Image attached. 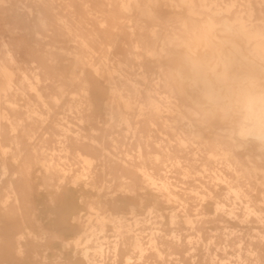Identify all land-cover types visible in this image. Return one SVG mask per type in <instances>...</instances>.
Listing matches in <instances>:
<instances>
[{"label": "bare ground", "instance_id": "obj_1", "mask_svg": "<svg viewBox=\"0 0 264 264\" xmlns=\"http://www.w3.org/2000/svg\"><path fill=\"white\" fill-rule=\"evenodd\" d=\"M221 2L0 0V264H264V0Z\"/></svg>", "mask_w": 264, "mask_h": 264}, {"label": "clouds", "instance_id": "obj_2", "mask_svg": "<svg viewBox=\"0 0 264 264\" xmlns=\"http://www.w3.org/2000/svg\"><path fill=\"white\" fill-rule=\"evenodd\" d=\"M234 115L237 135L244 140L264 144V90L241 95Z\"/></svg>", "mask_w": 264, "mask_h": 264}, {"label": "rangeland", "instance_id": "obj_3", "mask_svg": "<svg viewBox=\"0 0 264 264\" xmlns=\"http://www.w3.org/2000/svg\"><path fill=\"white\" fill-rule=\"evenodd\" d=\"M219 3L221 2V0H217ZM253 1H255V0H253ZM224 2H226V4H231V3H233V2H236L237 3V5L239 4V5H244V3H245V0H224ZM222 3V2H221ZM235 10H237V13L236 14H232L231 15V17L232 18H235V16L236 15H244L245 17H247V12H243V14H241L239 11H241V10H245V8L244 7H242V8H238V9H235ZM246 11V10H245ZM255 16L256 17H262V14H260V12L257 10L256 12H255ZM168 29H171V27H169ZM43 31V30H42ZM41 30H40V32H41V36H40V38H47V34H45L46 32L45 31H43V32H45L44 34H43V32H42ZM208 32H210V34H212V35H216V32L212 29V28H209V31ZM43 34V35H42ZM17 35H19V34H17ZM41 39L43 42H42V45L44 44V48H42V49H49L51 46V44H52V40L50 39V38H47V39ZM46 44V45H45ZM47 44H48V46H47ZM170 49H174V47H171ZM112 50V49H111ZM34 59H39V58H34ZM95 62H99V59H93ZM172 60H174V59H172ZM172 60L171 59H168L167 61H169L168 63H169V65H171V63H172ZM164 61H166V60H164ZM111 66H114V61H113V59H109V61H107ZM129 63V65L131 66V67H134L135 68V64L131 61V62H128ZM167 63V64H168ZM117 66V65H116ZM167 65H165V67H166ZM168 67V66H167ZM137 68V67H136ZM119 71H115V73H114V76H118L119 74ZM57 79V78H56ZM15 80H16V83L18 84L19 82H20V76L18 75V76H16L15 77ZM1 76H0V83H1ZM199 83V85L201 86V84H200V81L198 82ZM43 85H45V87L48 85V86H50V84L48 83V82H45V83H43ZM51 89H49V90H43V92L45 93V96L47 95L48 96V94L50 95L52 92L51 91H53V90H51ZM49 92V93H48ZM46 96V97H47ZM175 98V97H174ZM20 103H22L23 104V101H20ZM42 109V111H47L45 108H44V110H43V108H41ZM56 110H57V112H59V110L57 109V108H55V112H56ZM4 124V123H3ZM39 137L40 138H42V134H40L39 135ZM3 144L4 145H8V141H6V139L3 137ZM25 154H26V152H24ZM0 174H1V169H0ZM1 177V176H0ZM230 258H235L236 257V253H233L232 252V254H230V255H228Z\"/></svg>", "mask_w": 264, "mask_h": 264}]
</instances>
